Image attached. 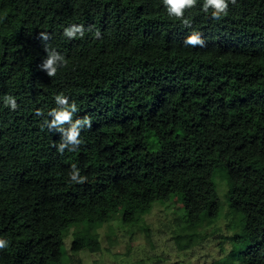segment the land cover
<instances>
[{
  "label": "trees",
  "instance_id": "16d2710c",
  "mask_svg": "<svg viewBox=\"0 0 264 264\" xmlns=\"http://www.w3.org/2000/svg\"><path fill=\"white\" fill-rule=\"evenodd\" d=\"M202 4L185 11L189 28L162 0H0V264H61L62 234L80 223L71 250L97 252L93 230L172 195L196 231L218 216L216 175L246 244L236 264H264V0L229 3L218 21ZM71 25L83 38L63 35ZM193 31L205 47L184 45ZM40 32L67 61L54 77ZM58 94L92 120L63 154L43 126Z\"/></svg>",
  "mask_w": 264,
  "mask_h": 264
},
{
  "label": "rangeland",
  "instance_id": "374dc122",
  "mask_svg": "<svg viewBox=\"0 0 264 264\" xmlns=\"http://www.w3.org/2000/svg\"><path fill=\"white\" fill-rule=\"evenodd\" d=\"M214 183L220 210L210 225L190 232L181 200L172 195L169 202L154 204L136 223H122L119 211L107 224L93 230L99 236L97 252L72 251L78 231L88 228L85 223L69 226L62 234L61 264H210L221 258L226 264H236L246 244L233 241L240 227L237 216L228 207L225 182L216 175ZM188 235L190 241L177 240Z\"/></svg>",
  "mask_w": 264,
  "mask_h": 264
},
{
  "label": "clouds",
  "instance_id": "9594fccd",
  "mask_svg": "<svg viewBox=\"0 0 264 264\" xmlns=\"http://www.w3.org/2000/svg\"><path fill=\"white\" fill-rule=\"evenodd\" d=\"M162 3L170 17L179 20L185 27H191V22L188 18H185L184 13L186 10L195 7L197 0H162ZM229 3L235 5L236 0H203L202 11L205 13L210 12L211 18L218 21L228 15ZM84 34L85 29L83 25H71L63 31V35L69 40L83 38ZM95 35L99 37V32L95 33ZM49 38L48 34L44 32L39 33V39L43 44L44 51L47 53V57L39 67L49 77H54L57 74L58 68L67 66V61L63 55L50 48L47 44ZM183 43L185 46L192 48H203L206 46L202 35L196 31L188 34ZM54 100L58 107L48 111L47 116L50 119H46L43 126L47 127L49 131L60 133V143L54 145L57 148V152L63 154L65 150L69 152L76 151L82 143L80 139L81 131L90 129L92 120L88 116L73 120V115L78 111L77 105L75 102L69 103L68 98L63 94L56 95ZM4 103L5 106L13 111L18 108L16 99L12 96L4 97ZM35 115L42 116L43 112L37 110ZM69 178L73 183H84L86 181V177L80 175V170L75 164L71 166ZM7 246L8 241L0 239V250L5 249Z\"/></svg>",
  "mask_w": 264,
  "mask_h": 264
}]
</instances>
